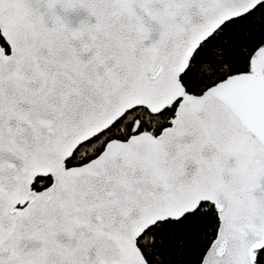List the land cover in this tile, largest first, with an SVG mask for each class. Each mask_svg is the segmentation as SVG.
<instances>
[{"label":"snow or ice","instance_id":"1","mask_svg":"<svg viewBox=\"0 0 264 264\" xmlns=\"http://www.w3.org/2000/svg\"><path fill=\"white\" fill-rule=\"evenodd\" d=\"M0 264H264V0H0Z\"/></svg>","mask_w":264,"mask_h":264}]
</instances>
